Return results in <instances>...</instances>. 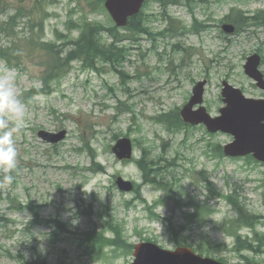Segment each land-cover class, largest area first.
I'll list each match as a JSON object with an SVG mask.
<instances>
[{
    "label": "rangeland",
    "instance_id": "1",
    "mask_svg": "<svg viewBox=\"0 0 264 264\" xmlns=\"http://www.w3.org/2000/svg\"><path fill=\"white\" fill-rule=\"evenodd\" d=\"M94 1L0 0V22L19 9L29 13L44 8L45 13L38 15H47L43 25L46 41H55L56 31L76 39L79 30L69 21L79 24L88 17L106 26L114 24L108 12L91 10ZM185 4L182 0L180 5L169 6L168 15L181 21L172 23L176 30L190 28L194 16L211 28L200 35L156 41L143 38L134 45L126 71L140 79H126L129 93L123 92L121 80L111 68L98 73L74 63L60 83H52L50 94L27 97L30 91L43 88L46 55L28 46L24 37L31 39L40 29L30 32L28 19L22 20L18 31L24 32L23 41L16 43L22 65L12 68L0 59V76L11 73L14 77L28 122L13 137L18 152L16 169L8 173L0 168V264H20L21 256L28 262L46 264H132L131 247L144 242H155L165 250L190 247L224 264H264V165L253 158L219 157L216 146L230 144L233 138L229 135H211L202 126L170 132L151 120L161 112L183 108L202 81H207L204 105L212 116L224 107L221 91L225 80L247 97H264L244 71L247 57L256 52L264 57V26L252 25L250 20L246 32L229 36L222 31L228 17L256 16L264 10V0H193V11ZM145 13L151 16L153 31L166 27L168 20L162 17L153 21L163 13L159 2L149 1ZM175 43H180L183 52L172 50ZM11 44L12 39L0 30V45ZM122 46L131 47L129 41ZM185 48L192 50L185 54ZM170 60L176 68L170 69ZM119 101L132 106L134 123L132 113L118 112ZM41 130H66L68 136L54 148L39 137ZM115 135L135 144L131 162L118 161L112 153ZM81 136L90 141L96 163L104 167L99 174L90 171L88 152L78 151L85 146ZM144 147H149L152 159L167 161L160 175L166 180L161 190L145 185L133 162L141 159ZM203 173L206 180L198 178ZM9 174L14 178L11 184L5 180ZM117 178L142 184V195L120 191ZM91 206L93 215L89 216ZM102 206L121 227L123 237L119 246L106 247L102 258L93 262L90 250L96 243L80 234H89L96 225V232L116 240L114 232L104 231L109 225L104 226L97 217ZM240 211L262 218L254 231L248 225L250 220L236 221ZM37 218L57 219L77 235H60L54 226L33 223ZM248 245L253 249L243 250Z\"/></svg>",
    "mask_w": 264,
    "mask_h": 264
},
{
    "label": "trees",
    "instance_id": "2",
    "mask_svg": "<svg viewBox=\"0 0 264 264\" xmlns=\"http://www.w3.org/2000/svg\"><path fill=\"white\" fill-rule=\"evenodd\" d=\"M104 1L105 0H95L93 4H91L92 11L95 13L106 12L104 8ZM159 2L163 9V13L159 15H155L153 21H158L160 17L162 20H168L170 22V26L168 30L175 33L172 35H180L184 33L177 32L174 29L173 22H181L178 19L174 18L171 15H168L169 6L172 5H180L182 4V0H154V2ZM205 1V0H200ZM220 1V0H218ZM186 4L190 11L192 9V2L193 0H185ZM38 13H45L44 8L37 9V11H31L29 13L22 12L21 9L17 10V12L10 16L7 21L0 22V30L3 31L9 38L12 39V44L9 47H3L1 52L0 59L6 60V62L11 63L10 67L19 68L23 63V57L21 50L16 46V43L19 41H23V37H20L21 34L23 35L24 32H19L18 28L21 25L22 20L27 18V28H30V32L33 29H40L36 32L35 36L31 39H27L24 37L25 41L30 42L28 46L32 50L39 49L41 50L44 55H46L44 65L46 66V71L42 76V83L43 88L39 90H32L30 91L27 97H32L36 94H50L52 83L57 82L60 83L73 69V64L78 63L81 65L82 69L95 71L98 73L104 72L105 67H109L112 69V72L118 75L121 80L123 86V92L129 93L130 88L127 86L128 83L126 79H140V77L134 76L132 77L126 71V63L130 61L132 48L128 46H122L123 42L129 41L130 46L136 42L138 36L141 34H146L152 40L156 41L159 37L166 36V30L164 32H154L151 31L149 28V24L151 22V16L145 13V9L142 10L138 15L133 16L129 19L127 26L124 29H119L115 24L110 26H106L103 23L97 21L93 22L88 17H84L79 24L69 21L73 26L79 30V37L74 38H67L63 32L56 31L55 32V41H46L45 40V33L43 31L44 19L47 15H38ZM75 13V12H74ZM253 20L254 22H264V12L258 13L255 17L249 18H235L231 20L230 17L227 18L226 22H237L238 27L247 26V22ZM193 23L189 31L191 32H200L203 29H206V25L203 22H200L195 16L193 17ZM112 40V41H110ZM124 40V41H123ZM59 41H62L59 43ZM109 91L113 92L114 89L109 87ZM25 94V95H27ZM118 112H130L134 115L133 123L136 119L135 112L132 106L128 103H123L119 101V106L117 107ZM151 120L157 124H164L165 128L171 132V130H176L178 132L181 128L188 129L187 126L181 119L179 114V109L174 110L169 113H161L155 117H152ZM80 139L84 141V137L81 136ZM119 138L115 135V141ZM139 144H142V141H135ZM136 143V144H137ZM215 148V147H214ZM208 152L206 153L208 156L211 152V146H208ZM216 152L218 156H223V147L221 145L216 146ZM81 151L88 152L90 158L92 159V166L90 171L94 174H99L100 172L104 171V167L96 163V152L93 150L90 141L85 142V146ZM94 151V152H93ZM151 151L149 147H144L141 154V159L136 160L135 163L137 164L138 168L141 170L145 183H150L158 188H162L166 184V180H164L160 175L161 172L165 171L167 165L163 164L167 162L164 160H160L156 162L155 159L150 157ZM216 155V154H215ZM247 160H252V157L246 158ZM254 163V162H249ZM162 167V168H161ZM200 180H206V174H201L198 176ZM138 194V193H137ZM101 211L97 217H100L102 224L104 226L109 225L104 231H111L116 234V240L112 241L109 240L104 236V232H96L97 228L96 225L92 228L93 231L87 234L88 241H94L96 243L95 247L100 246L103 247L108 244H114L119 246V243L122 239V229L119 225L115 223V219L109 210L102 206ZM26 209V208H25ZM240 214L239 223H243L244 221H248L249 213L246 211L238 212ZM89 216L93 215L92 206L87 210ZM193 218V217H192ZM250 219H256V217H251ZM257 218V222H258ZM32 222V221H31ZM45 223L47 225H52L57 229L61 234H73L77 235L76 233H72L68 230L67 226H63V222L55 219H51L50 221L45 219L37 218L33 220V223ZM256 222V223H257ZM250 226H254V224H250ZM80 236H84V234H80ZM247 249V248H246ZM249 249V248H248ZM22 260L18 259L20 264H46V263H38L36 261L28 262L25 261L23 256L20 257ZM60 264H64L61 262Z\"/></svg>",
    "mask_w": 264,
    "mask_h": 264
},
{
    "label": "water",
    "instance_id": "3",
    "mask_svg": "<svg viewBox=\"0 0 264 264\" xmlns=\"http://www.w3.org/2000/svg\"><path fill=\"white\" fill-rule=\"evenodd\" d=\"M145 0H106L105 6L117 26H126L129 18L137 15ZM224 31L231 34L234 26L225 25ZM261 59L258 55L248 58L244 67L246 75L256 82L257 87L264 91V76L259 71ZM205 82H201L194 90V96L184 108L182 116L185 122L192 125L204 124L211 133L222 132L233 137V142L225 146L229 157H246L253 155L264 163V99L247 98L243 92L224 83L223 98L226 107L221 116L212 118L205 108L194 111L196 105L202 104ZM40 136L50 143H58L65 139L66 131L58 134L40 132ZM119 160L132 158L130 140H120L113 148ZM123 191L133 189L130 183L118 180ZM135 263L133 264H222L214 260L204 259L190 249H178L168 252L154 244H141L136 247Z\"/></svg>",
    "mask_w": 264,
    "mask_h": 264
},
{
    "label": "clouds",
    "instance_id": "4",
    "mask_svg": "<svg viewBox=\"0 0 264 264\" xmlns=\"http://www.w3.org/2000/svg\"><path fill=\"white\" fill-rule=\"evenodd\" d=\"M25 105L17 94L11 73L0 76V168L8 173L16 169L18 152L14 135L27 127ZM11 174L5 176L8 184L13 182Z\"/></svg>",
    "mask_w": 264,
    "mask_h": 264
},
{
    "label": "flooded vegetation",
    "instance_id": "5",
    "mask_svg": "<svg viewBox=\"0 0 264 264\" xmlns=\"http://www.w3.org/2000/svg\"><path fill=\"white\" fill-rule=\"evenodd\" d=\"M222 28L224 29V26H222ZM246 29H244V31H245ZM256 34V33H255ZM231 40H228V43L230 42Z\"/></svg>",
    "mask_w": 264,
    "mask_h": 264
}]
</instances>
